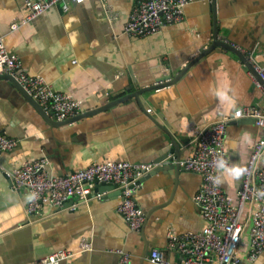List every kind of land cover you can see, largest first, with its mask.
<instances>
[{
    "label": "crops",
    "instance_id": "0c3cea01",
    "mask_svg": "<svg viewBox=\"0 0 264 264\" xmlns=\"http://www.w3.org/2000/svg\"><path fill=\"white\" fill-rule=\"evenodd\" d=\"M137 1L83 0L70 3L68 10L58 2L12 30L25 14L23 2L0 0V38L28 73L81 100V112L152 83L162 70L175 76L215 36L264 62V0H190L183 21L150 36H128L123 28ZM247 71L233 52L213 49L174 83L60 126L47 124L12 82L0 79V133L17 141L0 154V264H29L59 248H74L83 237L91 249L75 255L76 264H117L120 249L130 254V264H155L146 259L155 248L165 251L171 264L179 262L176 251L165 249V235L170 228L183 232L203 226L192 201L201 182L198 174L181 168L139 177L134 197L146 219L137 231L116 209L117 187L99 191L94 184L87 200L72 197L61 208L28 214L29 194L13 189L8 174L22 160L39 157L59 174L104 159L156 162L176 154L171 135L178 156L184 157L191 151L194 127L218 118L220 111L262 106L261 92ZM225 87L230 100L210 94ZM260 135L251 118L230 121L225 136L230 159L246 163ZM238 181L229 177L220 184L234 193ZM248 239L244 234L240 264H264V252L253 262L246 260Z\"/></svg>",
    "mask_w": 264,
    "mask_h": 264
},
{
    "label": "built area",
    "instance_id": "2783aa9c",
    "mask_svg": "<svg viewBox=\"0 0 264 264\" xmlns=\"http://www.w3.org/2000/svg\"><path fill=\"white\" fill-rule=\"evenodd\" d=\"M83 0H22L25 14L20 22L11 24L15 30L27 24L42 13L63 2V10L70 3ZM190 0H138L133 7L123 32L128 36L145 37L160 32L164 27L183 21L184 8ZM239 48V47H238ZM259 78L248 70L253 85L261 92L262 106H243L232 113L218 112V118L192 130L191 151L184 157L170 153L167 158L156 162L137 163L126 159H104L85 164L78 169L56 173L50 169L47 158L22 160L9 172L11 186L24 189L29 198L24 210L28 214L40 212L45 207L61 208L72 197L82 200L90 198L92 185L111 182L120 190L117 211L127 226L139 230L146 215L139 206L134 191L138 179L151 170L165 164L178 165L201 177L198 190L192 201L203 220V226L196 231L177 232L168 229L165 235V249L180 255L175 264H240V244L244 234L248 236L246 260L253 262L264 252V62H258L253 54L239 48ZM0 75H10L56 121H63L81 112V100L72 94L56 91L39 75H32L23 68L17 56L8 52L0 38ZM147 111L150 112L149 109ZM239 113V116H237ZM251 118L261 129V135L252 146L244 164L234 163L227 150L226 126L232 120ZM17 145L13 137L0 133V154L11 151ZM225 159L228 164L247 169L239 178L234 193L215 184L211 177L218 174L215 161ZM94 198L100 199L96 194ZM90 242L80 238L74 248H59L33 260L29 264H76L73 257L89 251ZM117 264H130L131 256L118 250ZM146 259L155 264H171L165 251L151 249Z\"/></svg>",
    "mask_w": 264,
    "mask_h": 264
},
{
    "label": "water",
    "instance_id": "95a60500",
    "mask_svg": "<svg viewBox=\"0 0 264 264\" xmlns=\"http://www.w3.org/2000/svg\"><path fill=\"white\" fill-rule=\"evenodd\" d=\"M213 49L214 50H218V51L229 50V51L233 52L234 54H236L244 62V65L247 67V69L250 70L255 75L256 78H259L258 75L256 74V72L252 69L251 65L245 59V56L240 53L238 48H236L235 46H232L231 44H228V43L224 42L221 39H218L217 36H215L213 38L212 42L210 43V45L207 48H205L204 50H201V53L196 58H194L190 63H188L175 76H173V77L171 76L169 69L162 70L161 74L157 78H154V81L152 83H150V84H142V85L139 84L138 89L133 91V92H130V93H128V94H126V95H124V96H122V97H120V98H118L116 100L110 101V102H108V103L104 104L103 106H100V107H98L96 109L80 112L79 114H77V115H75L73 117H70V118H68L66 120H63V121H56L49 114L45 113V111L42 109V107L31 96H29L28 94H26L24 92V90L22 89L20 84H18V82L15 80V78L13 76L0 75V79H4V80H8V81L12 82L22 92V94L29 100V102L32 104V106L36 109V111L40 114V116L45 120V122L47 124H50V125H53V126H60V125H63V124L71 123L73 121L85 118V117H87V116H89V115H91V114H93V113H95L97 111L102 110L103 108L112 106V105H114V104H116L118 102H121V101H123V100H125L127 98L135 97L136 99H139V95L142 94V93L149 92L151 90H155V89H158V88H161V87H164V86H167V85H170V84L174 83L176 80H178L181 77V75L195 61H197L204 54H208ZM144 111H145V109H144ZM162 128L166 129V128H164V126ZM170 139H171V143H172L173 147H175V149H176V155L178 156V144L175 142V140H174L172 135L170 136ZM170 169H173L176 172L177 170L179 171L181 168L178 165L165 164L163 166H158V167L154 168L153 170H151L145 176H151V175L156 174L159 171L170 170ZM111 187H117V185L113 184L111 182H101V183L95 184V189L99 190V191L104 190V189H108V188H111ZM118 193L120 194V190L118 191ZM144 256L145 255H143V257Z\"/></svg>",
    "mask_w": 264,
    "mask_h": 264
},
{
    "label": "clouds",
    "instance_id": "9594fccd",
    "mask_svg": "<svg viewBox=\"0 0 264 264\" xmlns=\"http://www.w3.org/2000/svg\"><path fill=\"white\" fill-rule=\"evenodd\" d=\"M209 91L210 94L219 97L221 101H227L231 99V97H229V89L227 87H225L224 89H210ZM237 116H239V113H237ZM215 168L218 174L214 177H211L215 184L223 183L224 180L229 177L238 179L247 171L246 168L239 165L230 166L228 162L223 158H219L215 161Z\"/></svg>",
    "mask_w": 264,
    "mask_h": 264
}]
</instances>
